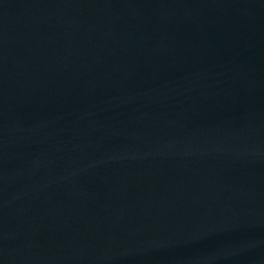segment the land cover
<instances>
[{
  "label": "water",
  "instance_id": "95a60500",
  "mask_svg": "<svg viewBox=\"0 0 264 264\" xmlns=\"http://www.w3.org/2000/svg\"><path fill=\"white\" fill-rule=\"evenodd\" d=\"M0 264H264V0H0Z\"/></svg>",
  "mask_w": 264,
  "mask_h": 264
}]
</instances>
